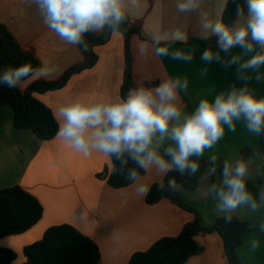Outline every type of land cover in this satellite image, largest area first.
I'll list each match as a JSON object with an SVG mask.
<instances>
[{
  "label": "crops",
  "instance_id": "obj_1",
  "mask_svg": "<svg viewBox=\"0 0 264 264\" xmlns=\"http://www.w3.org/2000/svg\"><path fill=\"white\" fill-rule=\"evenodd\" d=\"M228 0H203L199 12L180 13L176 0H139L133 8L128 4L130 25L138 30L131 36L130 48L133 57L134 86H154L168 77H187V90L180 91L184 111L191 112L202 98L212 99L221 91L231 87H242L244 81L237 78V65L225 67L219 63L208 64L201 60L202 46L199 14L207 13L210 18L223 17ZM0 22L15 37L20 47L37 57L39 67L52 69L42 78H33L19 86L22 93L36 81L58 80L69 68L84 61L79 46L61 41L42 22L37 8L30 0H0ZM179 29L187 34V42H168L170 52L181 50L192 53L193 60L184 62L170 57H157L151 51L147 57L138 53L142 40L150 41L151 34H162ZM163 46V45H162ZM241 51L221 53L225 59ZM257 51L259 48L257 47ZM99 60L95 67L74 75L68 84L59 90L36 97L53 113L60 106L73 100L106 102L121 95L124 83L126 57L123 34H113L110 41L96 47ZM245 59L248 57L245 56ZM207 69L206 74L202 71ZM258 73L248 70L252 76L248 87L258 97L264 96V66ZM261 143V134L251 133L237 122L236 130L225 129L224 137L211 149H206L202 158L233 163L244 148H256ZM195 158V157H193ZM249 169L247 185L258 204L253 212L249 206H241L233 213H218L215 199L207 193L211 183H219V173L212 176L208 168L195 189L181 187L182 199L198 210L202 224L212 226L223 216H236L253 223L244 235V242L237 250L243 264H264V156L246 159ZM113 168L102 153L93 152L84 157L69 148L56 137L43 141L30 130H18L14 126L13 111L8 105L0 106V190L21 186L33 194L42 204V219L28 231L19 235L0 237V247L9 248L17 254L14 264H24V249L40 241L47 229L69 224L92 238L99 246V264H127L131 257L146 251L163 237H174L194 219V214L163 199L148 204L146 196L138 195L132 185L113 188L107 177ZM142 183L150 187L159 178L154 173H144ZM258 241L253 249L251 241ZM196 240L204 246V252L191 257L185 264H230L226 256L224 241L217 233H199Z\"/></svg>",
  "mask_w": 264,
  "mask_h": 264
},
{
  "label": "clouds",
  "instance_id": "obj_2",
  "mask_svg": "<svg viewBox=\"0 0 264 264\" xmlns=\"http://www.w3.org/2000/svg\"><path fill=\"white\" fill-rule=\"evenodd\" d=\"M203 0H176L180 13L199 12ZM235 19L227 24L221 18H210L199 14L201 40L216 39V47H206L201 60L225 67L237 65V78L244 81L242 87H231L214 98H202L191 112L184 111L181 90H187V77H168L155 86L140 85L121 96L106 102L73 100L54 112L58 124L56 138L84 157L93 152L102 153L110 161H118L120 174L127 179L138 195H147L151 190L142 181L143 173H154L159 178V191L177 192L182 185L175 176L189 178L200 171V158L206 149L213 148L225 135V129L235 131L237 122H242L251 133L264 132V96L248 87L252 76L248 70L256 71L264 66V0H234ZM35 5L43 24L63 42L83 46L87 49L85 36L89 33L103 34L106 30L117 34L128 16V4L133 8L139 0H30ZM246 9V11H245ZM187 34L179 29L151 34L150 43L142 40L138 53L147 57L151 51L157 57L190 62L192 53L181 50L170 52L168 42H187ZM163 45V46H162ZM257 47L259 51H257ZM238 53L225 59L221 53ZM248 58L245 59L244 57ZM52 69L35 67L30 62L7 66L0 71V85L17 88L25 81L46 77ZM207 69L202 71L206 74ZM195 157L196 159H193ZM217 157H210L212 166L209 175L218 173ZM131 163V167L129 164ZM115 171V169H113ZM249 169L244 160L233 165L223 162L219 170V183H211L207 193L216 201L218 213H233L241 206L258 209L254 194L249 191L247 177ZM166 179V182H165ZM264 198V192H261ZM231 215L226 216L230 222ZM264 231V223L261 224ZM253 249L258 241H251Z\"/></svg>",
  "mask_w": 264,
  "mask_h": 264
},
{
  "label": "trees",
  "instance_id": "obj_3",
  "mask_svg": "<svg viewBox=\"0 0 264 264\" xmlns=\"http://www.w3.org/2000/svg\"><path fill=\"white\" fill-rule=\"evenodd\" d=\"M240 3L243 0H239ZM236 3L228 0L223 13V21L231 24L235 19ZM246 11V9H245ZM138 30L130 25V18L121 26L118 33L125 38V75L122 86V96L134 86L133 57L130 48L131 36ZM110 31L103 34L89 33L85 36L87 49L79 46L84 61L69 68L58 80L36 81L25 93L17 88L9 89L0 85V106L8 105L13 111L14 126L18 130H30L43 141L52 140L56 137L58 124L54 119V113L47 105L42 103L36 94H43L64 88L70 79L85 70L92 69L98 63L99 57L96 47L104 45L112 38ZM203 49L216 47V39L196 40ZM30 62L39 67V60L32 53L22 49L15 37L7 27L0 22V71L7 66H16ZM154 86L158 82L152 83ZM264 156V132L261 133V143L256 148H244L237 160H244L252 156ZM196 159V158H193ZM224 161H216V167L222 168ZM200 171L195 177H181L178 173H170L175 176L177 183L187 189H195L201 182L204 170L211 167L210 160L200 158ZM112 171L107 177V183L113 188H123L131 185L130 182L120 174L118 161L112 160ZM131 163L129 167H131ZM115 169V171L113 170ZM144 173L141 172V175ZM166 182V179H165ZM158 183V182H157ZM146 196L148 204H156L163 199L170 200L173 204L194 214V219L183 227L181 233L174 237H163L156 241L146 251L136 252L127 264H185L191 257L204 252V246L197 240L199 233H217L224 241L226 256L230 264H243L237 255V250L244 242V235L251 229L253 223L232 216L230 222L226 216L220 217L216 222L206 227L202 224L201 215L196 208L186 203L180 193L159 191L156 184ZM44 209L40 201L29 191L21 186H13L0 190V237L19 235L34 225L43 217ZM24 264H99L101 253L97 243L79 229L69 224L50 227L43 238L24 249ZM17 254L9 249L0 247V264H14Z\"/></svg>",
  "mask_w": 264,
  "mask_h": 264
}]
</instances>
